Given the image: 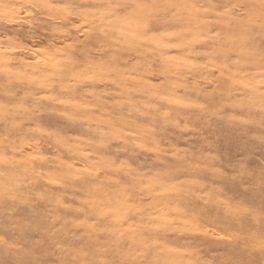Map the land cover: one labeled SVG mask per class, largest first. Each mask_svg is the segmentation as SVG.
<instances>
[{
	"label": "clouds",
	"instance_id": "obj_1",
	"mask_svg": "<svg viewBox=\"0 0 264 264\" xmlns=\"http://www.w3.org/2000/svg\"><path fill=\"white\" fill-rule=\"evenodd\" d=\"M0 264H264V0H0Z\"/></svg>",
	"mask_w": 264,
	"mask_h": 264
}]
</instances>
